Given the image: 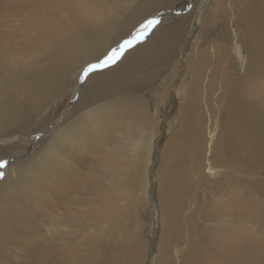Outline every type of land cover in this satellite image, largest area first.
I'll return each mask as SVG.
<instances>
[{"label": "bare ground", "instance_id": "6f19581e", "mask_svg": "<svg viewBox=\"0 0 264 264\" xmlns=\"http://www.w3.org/2000/svg\"><path fill=\"white\" fill-rule=\"evenodd\" d=\"M174 1L163 0V5L162 0H136L131 5L127 0L37 1L52 5V8L58 7V11L52 15L64 19L62 24L57 26L47 24L37 16L40 32L36 35L40 39L41 46L47 44L54 46L55 49L43 50L38 49L39 43L28 44L33 46V51L43 50L42 55L31 56L32 59L29 61L19 58V63L22 64H29L32 61L40 64L37 73H29L25 76L24 90L19 92L15 99L8 101L0 96V153L12 140L11 135L17 131L21 132L26 126L22 125L26 120L22 119V121L20 118L19 123L7 128L11 119H17L11 114L28 105L38 90L41 92L42 88H49L47 86L55 82L57 83L53 86L56 87L55 93L58 90L61 92L60 87L72 81L68 78L79 66L96 61L101 57V52H106L110 48L108 42L110 34L119 29L120 40L145 16L157 8L169 9ZM26 2L0 0L1 19L5 20L6 16L19 15L27 10ZM34 12L48 14L47 11L34 10ZM203 13L201 18L193 19L190 35L188 33L191 36L190 43H176L180 35H185L188 31L187 16L181 17L174 23H167V26H157L153 34L142 44L129 50L115 65L116 67L111 66L112 70L103 72L104 74H101V70L95 72L96 76L92 78V75L85 83L96 90L95 93L94 90L90 92L89 98L93 102L87 112L90 115L92 112L94 116L100 115L96 116L95 123L83 128L82 125L77 126L75 123L60 124L52 136L44 141L40 153L34 152L20 170L11 169L5 179L3 178V185L0 184V237H14L23 251L21 253L25 255L26 264H152L153 260L155 264H173L174 248L186 243L189 249L184 252V261L181 264H205V258L209 257L210 253L200 252L204 235L201 236L200 232L192 243H189L192 240L185 238L187 232L194 234L195 225L192 223L186 225L184 218L190 183L181 176L183 164L180 157L185 155L196 165L200 167L203 165L201 156L204 132L207 133V138H221L219 148L222 146L228 157L233 153L252 162L253 159L249 156L264 157V0H212ZM208 13L211 14L203 21L207 27H204L203 23L201 25V28L209 30L208 37H200V20L202 22V17ZM216 21L219 23L218 31L210 33L209 28L216 26H211ZM196 28H199L197 32ZM233 30L235 34L232 33ZM116 45L117 43H114V46ZM187 46H192L189 55L184 54ZM240 63L244 66L242 71L237 70ZM174 65L179 68L174 69ZM2 67L10 66L2 64ZM138 67L142 70L139 71V75L137 74V79L133 82L131 80L132 84H127L128 80L136 78L130 77L131 70L134 71L133 69ZM122 75L125 76V80L116 79L117 83L113 86L114 78ZM101 77H103L102 81L110 77L113 80L109 83L103 82L102 87L99 88ZM157 84H160L158 88H156ZM40 85H42L41 89ZM147 85L152 89L150 92L159 94L151 104L144 103L147 95L142 98L134 93L137 87L144 88ZM201 89L206 92H204L205 102L200 96ZM151 96L152 93L149 97ZM182 97L185 98L179 108L181 117L172 127L174 142L169 145L170 140L165 141L168 140L171 132L168 131L167 124L174 109L172 106ZM216 102L212 123L205 124L202 115L205 103H209L211 107ZM127 105H135L133 106L135 108L130 109L134 117L127 116L130 118L124 121L127 122L125 128L132 126L130 136L135 127L141 128V132L137 139L134 136L124 139L129 140V149L125 145L121 147L116 145L117 147H113L112 151L108 147L111 143L107 144V142L111 140L121 120L117 123H108L107 116L114 114H110L111 110ZM5 110L8 111V115H2ZM165 112L169 117L164 122L166 134L163 138H166L162 147L160 142H157L159 150L153 154V147L157 145L156 142L154 144L156 131L159 133V127L161 124L163 126V121L159 118L163 117ZM110 118L113 120V116ZM82 133H85V138L81 136ZM99 133L105 143L97 144L100 141ZM81 138L85 140L84 143ZM222 138L225 139L224 142ZM85 143L97 149L89 153L90 157L95 158L97 162L95 166L99 172L93 181L95 193L93 192L92 198L96 199L91 200L89 179L78 181L80 177L76 175L82 167H85L84 162H79L80 158H77V154L85 149L83 146ZM123 148L132 155L131 163L126 166L124 164L129 160L127 156L117 159ZM164 148H172L171 151L178 155V168L174 167V159L166 161L162 168L163 150L168 151ZM111 155L113 158L110 157ZM49 158L55 159V168L53 163L47 162ZM259 161L263 162L262 159ZM114 163L118 164L117 168L113 167ZM146 166L150 167V170H147ZM223 166L224 164L220 163L218 168L221 169ZM212 172L209 174L210 178L222 176L220 170H212ZM158 173L162 174L161 185L158 182ZM196 173L200 175V172ZM222 181L224 186L218 192V207L229 213H232L236 207H245L246 203L243 200L235 197L225 199V197L226 194L233 196L242 194L246 186L231 182L229 178H224ZM144 186L147 195L138 197L139 191ZM98 188L101 190L96 192ZM126 188H132L127 190L129 198L122 205L125 207L126 215L122 216L116 212L114 218L110 219L111 213L109 214V205L106 203L109 191L112 189L122 191ZM150 190H153V193ZM50 193L53 197H50ZM198 193V190L195 191L193 196L194 201L200 203ZM54 198L58 207H61L56 211H53L46 202ZM80 198L86 200L85 204H80L78 201ZM148 200L154 202L153 215L151 218L143 216L141 229L146 226L150 237L141 239L138 235L136 237V231L127 230L126 226L132 217H140V213L148 209ZM68 201L69 205H67ZM34 214L40 224L32 225L33 222L29 221ZM19 225L27 226L28 235ZM100 230H103V235ZM80 231H86L88 237L80 245H76L75 234ZM147 240L152 242L150 250L151 243L146 246ZM223 241H230V238ZM212 244H215V241ZM237 247L243 248L240 245L236 246L234 242L225 244V253L222 255L229 260L225 261V264H237L232 260L237 261L239 258H242L239 264L246 260L245 250L237 251ZM1 254L0 251V264H5ZM217 261L212 260L211 264H217Z\"/></svg>", "mask_w": 264, "mask_h": 264}, {"label": "rangeland", "instance_id": "374dc122", "mask_svg": "<svg viewBox=\"0 0 264 264\" xmlns=\"http://www.w3.org/2000/svg\"><path fill=\"white\" fill-rule=\"evenodd\" d=\"M26 1L27 0H25V2ZM37 1L39 0H28L27 1L28 3L26 2L27 10H24L19 15L6 16L5 20L3 18L1 19L0 17V96H3L8 101H12L13 99H15L18 96L19 92L24 90L25 84H23V81L27 74L29 73L35 74L38 72V68L40 64L39 62L32 61L29 64H22V63H19V58H25L27 59V61H29L30 59H32L31 56L36 57V56L42 55L43 50L45 49H55L54 46H49L47 44L41 46L40 39L36 35L40 32V28L38 26L39 19H37V16L40 17L47 24H56L57 26H60L62 24V20L64 19V17H56L52 15L54 12L58 11V7L52 8V5L42 4L40 2L38 3ZM135 1L136 0H127L128 4L130 5L134 4ZM179 2H183V3H179ZM211 2L212 0H175L173 5L169 7V9L161 10L163 11V16L161 17V23L158 26L159 27L167 26V23L168 24H170L171 22L174 23L179 18L187 16V20H188L187 21L188 23L186 24L187 29H188L187 34L180 35L176 43H190L191 39L189 37L191 36H189L190 35L189 31L192 29V24L194 21L193 19H196L197 17L199 18L200 16H202V14H204L203 13L204 10H206L210 6ZM34 10H38L39 12L47 11L48 14L46 13L35 14ZM156 10H154L153 12H155ZM153 12L151 14H153ZM177 13H179V15H177ZM209 14L211 13H208L202 17V22L200 20V37H208L209 30L205 28H201V25L203 23L204 27H207L206 23H204L203 21L205 20L207 16H209ZM213 25H216V26L209 28L210 33H215V31H218V28H219L218 21H216L211 26ZM133 28L130 31H132ZM156 29H154V31ZM196 29L195 31L197 32L199 28H196ZM118 30L119 29L115 30L117 33L113 32L108 37L109 38L108 42L110 45L109 47H115L114 43H117V41L119 40ZM203 30H204V33H203ZM129 32L125 33L119 41L127 37ZM232 33L235 34L236 32L233 30ZM110 38H112L113 40ZM35 43H39L37 44V47L38 49H43L41 52L40 51L36 52V50L33 51L34 50L33 46L28 45V44H35ZM23 45H27V46H23ZM191 49H192V46L190 47L187 46L184 49V54L187 53L189 55L191 53ZM29 52H31V54H29ZM103 53L105 52H101V57ZM235 59L237 61V58ZM90 62H94V61H90ZM2 64H6L10 66L11 68L2 67ZM84 64L79 66L78 69H81V67ZM175 66L176 65H174V69L179 68L177 66L175 68ZM110 67L102 69L101 74H104L112 70L110 69ZM240 67L238 66V69H237L238 71H242L244 69V66L242 63H240ZM78 69L74 72V74L69 76L68 80L69 79L72 80L71 82L66 83L65 86L63 87L59 86L61 89L60 91L62 93L59 92V90L57 91V93H55L56 87H53L54 85L57 84V83L55 84V82H51V84L47 86L49 88H42V85H40L39 87L40 89L42 88L41 89L42 91L40 92L38 90L37 91L38 93L34 94L31 102L28 105H25L23 107L25 111L21 109L17 113L11 114L13 116H16L17 119H11L9 121L10 124L7 125V128L13 127L17 123H19V121L22 119L26 120L27 122L24 121L22 123V125L23 124L26 125L24 128L25 130L23 129L21 130V132L17 131L14 133V135H11L10 138L12 140L10 141V143H8V145H6L7 148L0 153V159H6L10 162L8 166L5 169H3L4 175H5L3 177L4 179L8 175L9 170L11 169L20 170L21 166L26 161L30 160V156L31 155L33 156L34 152L38 151L40 153V149H43V146L46 140L52 136V134L55 132V129L58 126H60V124L64 123L65 125H69V124L75 123L77 124V126L82 125V128H83L88 125L90 126L92 123H95V121L97 120L96 118L100 116V115H96L97 116L96 117L94 116V114H92V112H91V115L87 113L89 110V107H91L89 105L91 104V102H93V100L89 98L90 92L94 90V93H95L96 90L91 89L89 85L85 84L88 79L83 84L79 82V80L77 79L78 77L77 73L79 74L80 70ZM133 70L134 71L131 70L130 77L131 78L136 77V78L128 80L127 84L129 83L132 84V82L137 79L138 77L137 74L139 75L142 69L138 67ZM63 74L65 75L66 72H64ZM92 75H91L92 78L96 76L95 73ZM110 78H108L105 81H102L103 77L99 78V88L102 87L103 82L109 83L111 80H113ZM124 78H125L124 75H122L119 78H114L115 80L112 83L113 86L117 83L116 79L125 80ZM131 80L132 82H130ZM206 80L208 79L206 78ZM158 85L160 84H157L156 88H158ZM175 86H177V84ZM148 88H150L149 91H148ZM151 90H152L151 87L147 85L144 88L137 87V90H134V93L138 94L141 97L144 95H147L146 98L144 99L146 100L144 101V103L147 102L148 104H151L154 98L157 99L159 97L158 93L154 91H153L154 93L150 92ZM204 92L205 90L203 89L200 90V96H202L203 102H205V96H206ZM151 93H152V96L150 98L149 95ZM217 93H219V91ZM100 97L102 98V93ZM184 98L185 97L178 99V102L172 106V108L174 109H172L170 113L171 117L167 124L169 127L168 131L169 132L171 131V132L170 134L168 132L169 138L168 140L167 139L165 140L167 142H169L170 140L169 145H172L174 142L172 127L175 126V124L179 121L181 117V114L179 113V110H180L179 108L181 106V103L184 102ZM185 101L187 102L186 99ZM133 106L135 105H132V106L127 105V107L119 106L117 109L111 110L110 114L114 113L113 115L107 116L108 120L106 122L108 123H117L118 121L121 120L117 127V130L113 132L114 135L111 136V140L107 142V144L111 143L108 147L112 151L114 150L113 147H117V146L121 147L125 145L126 148L128 149L130 148L129 143H128L129 140L126 141L124 139L125 138L128 139V136H130L129 132L130 130L132 132L133 128L131 126L128 129H126L125 125L127 122H124V121H127V119L129 120L130 117H127V116L134 117L130 113V109ZM216 106H217V102L211 107H209V103L208 104L205 103V110L204 112H202L203 122H205V124L212 123V119L215 115L213 113H215L214 111L216 109ZM166 114L167 112H165L163 117L160 116L159 120L162 119L163 126L161 124V126L159 127L160 132L158 133V131H156V135L154 137V144L155 142L157 144V142L159 141L161 147L163 146L164 139L166 138V137L163 138L164 135L166 134L165 133L166 124L164 122H166L169 119V117ZM2 115H8V111L5 110L2 113ZM110 116H113V120H111ZM84 121H86L87 125ZM145 125L147 124L145 123ZM157 125L159 126L160 124H157ZM121 127H123V129ZM37 130L39 131L36 132ZM140 132H141V128L135 127L132 133L133 135L131 134L130 137L134 136V138L137 139V137L140 135ZM203 134H204V143H203L204 147H203V153L201 156L203 165L201 167L200 165H196L195 162L190 161L185 155H182L180 157V160L183 164L181 168L183 173L181 174V176L182 178L185 179V181H188L190 183L189 197L185 205L184 218L186 220V225L192 223L195 225V228H196V229L193 228L194 234H188L187 232L185 234V238L192 240V241H189V243H192L194 242L195 237L199 236L200 232H201L200 234L201 236L202 234L204 235L201 241L200 252H203L202 254L210 253V256L205 258V264H211L212 260L214 261L218 260L217 264H225V261H229L227 258H225L222 255V253H225V244L228 242H234L236 243V246L240 245L241 247H243L240 249L237 247V251H240L243 249L245 250L247 257H246V260L241 264H264V157L255 158L253 156H249L250 158L253 159V162L245 159L241 155H237L233 153H231V156L228 157L226 153L223 151L222 146L221 148H219L221 144L220 143L221 138L211 139V138H207V133L204 132ZM81 136L85 138V133H82ZM98 138L100 141H98L97 144L106 142L104 140H101L100 133H99ZM81 140L84 143L85 140L83 138H81ZM223 140L225 139L222 138V142H224ZM83 146L85 149L79 154H77V158L78 159L80 158L79 162H84L85 167H82V169L76 175L80 177L78 178V181L79 179H82V180L89 179V192H90L89 196L91 197L90 198L91 200V199H96V198H92L93 192L95 193V191L93 190L94 188L93 181L96 179V176L98 175L99 172L97 171V168L95 166L97 163L95 161V158L90 157L89 153L90 151L91 152L97 151V149L94 146H90L88 143H85ZM164 149L168 151L166 152L163 150V156L161 157V159H164V161L162 162V168L166 161L172 160V159H174L175 161L174 167L178 168V155L171 151L172 148H164ZM158 150H159V147L157 144L153 147L152 153L156 154ZM87 151L89 152L87 153ZM172 155H173V158H172ZM121 156L122 158L124 156H127V158L129 159L128 161L125 162L124 166L129 165L131 163L132 155L127 149L123 148L122 150H120L117 159L118 160L121 159ZM110 157L113 158V155H111ZM153 158L155 159V157ZM81 159L82 160L84 159L85 161L84 160L82 161ZM259 159H262L263 162H260ZM54 161L55 159L53 160V158H49L47 160L49 164L53 163V167L55 168ZM220 163L224 164L223 168L221 169L218 168V165ZM113 167L117 168L118 164L114 163ZM150 167L152 168V165H150ZM150 167L146 166V169L150 170ZM211 167H212V170H220L222 172V176L215 178V179L210 178L209 174L213 173L211 170ZM196 172H200V175H198ZM205 176H207V180H205ZM157 178H158V182L161 185L162 174L158 173ZM224 178H229L231 182H234L237 184H244L246 186L245 190L240 195L233 196L232 194L227 195L225 193L226 194L225 199L227 198L232 199V197H235L236 199L243 200L246 203L245 207H236L235 209H233L232 213L222 211L218 207L219 206V202H217L218 197H219L218 192L221 191L222 187L224 186L223 181H222ZM4 179H0V184L3 183ZM219 180L221 181L219 182ZM146 186H144L139 191L140 194L138 193L137 195L138 197H145L147 195ZM55 188L56 187H54V189ZM131 189L132 188H126V189H123L122 191H118V190L115 191L114 189H112L111 191H109V195L106 198V203L107 205H109V209H110L109 214L111 213L109 215V217H111L110 219L114 218V216L116 215V212L122 216L126 215L125 207H123L122 205L129 198V192H127V190H131ZM98 190L100 191L101 188H98L96 192ZM197 190L199 192L197 194V197L200 199V203L194 201L193 194ZM150 191L153 193V190H150ZM121 193L125 196H123ZM50 197H53L52 193H50ZM78 201L80 202V204H85L86 202L84 198H80ZM46 202L51 206L53 211L54 210L56 211L58 208L61 209V207H58V204L55 202V198L52 200H48ZM68 203L70 202L68 201L67 205H69ZM148 203H149L148 209L145 212L140 213V217L138 216L132 217L131 220L128 222V225L126 226L127 230L129 229L132 232L136 231V237L138 235L139 237H141V239L150 237L149 230L145 228L146 226H144V228L141 229V224H143L142 219H144L143 216H147V218H151L153 215L154 202L152 200H148ZM20 219H23V218H20ZM29 221L33 222L32 225L40 224V222H37V217L35 214L33 215L32 219H30ZM41 225L44 226L42 223ZM21 226L23 228L22 230H24V232L28 235L27 226L19 225L20 228ZM200 228H201V231H200ZM101 232H102L101 235H103L104 234L103 230ZM87 237H88V233L86 231L77 232L75 234L76 245H80L82 242H84L87 239ZM228 237L230 238V241H223L224 239ZM162 239H163V236L161 240ZM106 240L109 241L108 238ZM214 241H215V244H212V242ZM149 243H151L149 247V250H150L152 242L147 240L146 246H148ZM154 248L156 249V246ZM188 249H189V245L187 243L179 247L176 246L174 248L175 253H173V256L172 254H170L172 256V259H174L173 264H177V263L181 264V262L184 261L183 260L184 252L187 251ZM231 250L232 252H234V248H232ZM0 251L2 252L1 257L5 264H21V263L26 264L27 263L25 255L21 253L23 252L22 249L20 248L19 244L15 242V239L12 236L7 237V238L0 237ZM241 259L242 258H239L237 261L236 260H232V261L239 264ZM152 264H155L154 260Z\"/></svg>", "mask_w": 264, "mask_h": 264}, {"label": "snow or ice", "instance_id": "6c2138e0", "mask_svg": "<svg viewBox=\"0 0 264 264\" xmlns=\"http://www.w3.org/2000/svg\"><path fill=\"white\" fill-rule=\"evenodd\" d=\"M177 15H179V13H177ZM162 16L163 12L160 9H157L153 14L145 16L134 26L127 37L117 42L115 47H110L102 54V57H98L96 61L85 63L81 67L77 77L79 82L83 84L93 73L117 64L129 50L133 49L138 44H142L153 34L154 29L161 23ZM9 163L10 162L6 159H0V179H3V169H5Z\"/></svg>", "mask_w": 264, "mask_h": 264}]
</instances>
